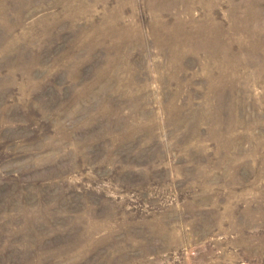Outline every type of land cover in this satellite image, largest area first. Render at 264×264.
I'll list each match as a JSON object with an SVG mask.
<instances>
[{
  "label": "rangeland",
  "instance_id": "rangeland-1",
  "mask_svg": "<svg viewBox=\"0 0 264 264\" xmlns=\"http://www.w3.org/2000/svg\"><path fill=\"white\" fill-rule=\"evenodd\" d=\"M0 264H264V0H0Z\"/></svg>",
  "mask_w": 264,
  "mask_h": 264
}]
</instances>
